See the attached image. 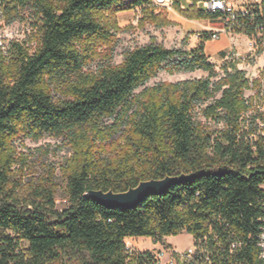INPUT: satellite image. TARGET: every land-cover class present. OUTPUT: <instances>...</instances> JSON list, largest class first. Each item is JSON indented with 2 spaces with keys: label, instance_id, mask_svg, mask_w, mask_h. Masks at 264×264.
<instances>
[{
  "label": "trees",
  "instance_id": "1",
  "mask_svg": "<svg viewBox=\"0 0 264 264\" xmlns=\"http://www.w3.org/2000/svg\"><path fill=\"white\" fill-rule=\"evenodd\" d=\"M2 2L7 23H24L31 32L0 51V264H157L153 251H128L125 239L163 244L182 231L195 247L187 264H261L264 138L256 121L264 122V110L254 102L261 98L264 107V70L250 81L236 59L216 69L205 54L207 30L189 48L185 39L166 47L151 37L113 63L117 13L139 8L141 27L173 25L163 9L154 13L153 0ZM171 2L188 19L221 17ZM243 6V28L235 32L257 46L264 0ZM262 51L259 44L255 53ZM196 70L206 75L146 86L160 71ZM44 134L61 137L71 150L61 210L51 182L20 190L11 169L22 160L16 141ZM181 173L191 178L132 208L87 196Z\"/></svg>",
  "mask_w": 264,
  "mask_h": 264
},
{
  "label": "rangeland",
  "instance_id": "2",
  "mask_svg": "<svg viewBox=\"0 0 264 264\" xmlns=\"http://www.w3.org/2000/svg\"><path fill=\"white\" fill-rule=\"evenodd\" d=\"M183 1V0H182ZM235 7L243 4H252L255 0H230ZM154 3V2H153ZM155 4V3H154ZM181 4V3H180ZM154 13H158L159 9H163L166 18L173 22V25L157 28L150 24H145L143 27L139 25L141 10L133 9L117 13L118 25L120 31L116 34V43L114 46V54L112 58L113 63H119L122 59V52L126 49H131L134 46H139L147 43L151 37H154L157 42L162 43L166 47H179L181 42L187 40L186 48L192 47L197 38L195 34L200 30H191V26L196 24V21L206 22L213 28L211 31H218L223 27L222 20L219 17L213 16L207 19H188L180 15L172 8V3L155 4ZM186 6V5H185ZM181 8V7H180ZM180 17V22L176 21L174 17ZM20 24V25H19ZM18 40L29 38L31 30H24V23H19ZM257 46L261 44L263 51L257 55L255 53L257 46H252L250 39L242 33H228L221 32L218 39L210 40L204 43L205 54L210 58V61L216 64V69L226 57L232 52L235 54L236 60L239 61L238 67L245 70L246 75L250 81L254 79H261V73L264 70V36L255 39ZM31 46L35 44L32 40L29 43ZM96 62L90 67L94 68ZM206 73L201 70L193 72H180L168 74L160 71L157 75L151 78L146 86L155 85L160 81L176 82L188 78L205 76ZM262 85L264 79L262 78ZM141 88L135 91L139 92ZM255 90L250 89L245 91V96L248 97L254 94ZM262 99L257 98L254 102L255 107H259L260 111L264 110ZM248 113L247 115H249ZM201 121H204L201 118ZM258 123L257 134L264 138V122L256 121ZM211 129L219 130L222 124L210 123ZM246 128V127H245ZM247 130V129H244ZM247 132V131H245ZM250 138L252 136L248 135ZM17 151L21 156V163H16L12 166L13 174L20 182V190L30 184L39 180L51 182L55 186V208L61 210L66 205V179L64 177L63 169L65 161L71 154L70 148L65 144L61 137L44 134L38 140L30 138H19L16 141ZM264 188V183H263ZM125 243L128 247L134 250H163L165 253L162 259V264H175V260L171 256L170 250L175 249L177 252H185L188 248H192L193 240L189 233L182 231L176 235H168L164 238L163 244L154 243L149 237H133L126 238Z\"/></svg>",
  "mask_w": 264,
  "mask_h": 264
},
{
  "label": "built area",
  "instance_id": "3",
  "mask_svg": "<svg viewBox=\"0 0 264 264\" xmlns=\"http://www.w3.org/2000/svg\"><path fill=\"white\" fill-rule=\"evenodd\" d=\"M155 4H166L169 5L171 0H153ZM190 4L194 5L197 9H202L205 12L214 13L216 11L221 12L220 20H222L223 27L218 31H211L209 34V40H215L219 38L221 32L235 33L236 29L243 28V25L238 22V17L243 15L246 12V9L243 5L239 7L233 6L230 0H183L180 4L181 8H184L185 5ZM138 9V8H136ZM19 23H7L5 17V9L2 0H0V51L3 54H6L10 43L14 39H18L19 32ZM24 30H29L27 26L23 27ZM197 32L195 34L196 38L199 36ZM237 33V32H236ZM252 42V46L254 47V41L250 39ZM226 58L229 59H237L235 58V54L232 52L231 54H227ZM126 245V243H125ZM261 247V251L259 254V258L261 260V264H264V233L261 235V241L258 243ZM126 249L131 251L133 248H130L126 245ZM170 254L172 258L175 260V264H187L192 261L195 247L192 245V248H188L185 252H177L175 249L170 250ZM154 259L157 264H162V259L165 256L163 250H158L156 252L153 251Z\"/></svg>",
  "mask_w": 264,
  "mask_h": 264
},
{
  "label": "water",
  "instance_id": "4",
  "mask_svg": "<svg viewBox=\"0 0 264 264\" xmlns=\"http://www.w3.org/2000/svg\"><path fill=\"white\" fill-rule=\"evenodd\" d=\"M190 175L179 174L165 176L161 179L140 181L135 187L123 192L89 190L87 196L107 207L132 208L150 194H161L171 185L180 181H186Z\"/></svg>",
  "mask_w": 264,
  "mask_h": 264
},
{
  "label": "crops",
  "instance_id": "5",
  "mask_svg": "<svg viewBox=\"0 0 264 264\" xmlns=\"http://www.w3.org/2000/svg\"><path fill=\"white\" fill-rule=\"evenodd\" d=\"M174 19L176 20V21H178V22H180V17H174ZM196 24H193L192 26H191V30H207V31H210V30H213V28H216V27H210V25L208 24V23H206V22H202V21H196L195 22ZM210 40H207V41H205V43L206 42H209ZM209 60H210V58H209ZM133 238V237H132ZM126 240V239H125Z\"/></svg>",
  "mask_w": 264,
  "mask_h": 264
}]
</instances>
